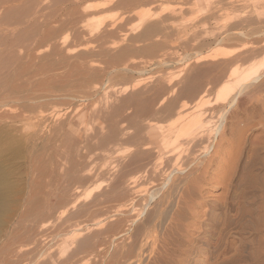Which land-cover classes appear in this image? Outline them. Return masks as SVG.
<instances>
[{
	"label": "bare ground",
	"instance_id": "1",
	"mask_svg": "<svg viewBox=\"0 0 264 264\" xmlns=\"http://www.w3.org/2000/svg\"><path fill=\"white\" fill-rule=\"evenodd\" d=\"M109 1L110 2L118 1L119 4L121 3L127 5H131L133 1H138V3H140L142 6H144V4L173 5V6L169 5L172 8L163 7V9L159 10L158 12L152 13L150 10H147L141 13L140 22H141L142 30L140 33L136 35V37L133 38V40H135V42L137 41L138 44L144 43L145 45L143 46V49L140 48V51L149 53V56L150 54H155L156 52L162 50L164 45L167 44L168 42L167 40L170 39L171 37H176L178 39L187 37L188 30L184 26L183 27L176 26L175 24L177 22L173 24V22L179 21V18L177 20V17H179L178 15H180L181 14L180 12H182V11L177 12L178 9L175 8H177L178 6L182 8L183 6L188 5L191 1L194 0H109ZM224 1H229L231 4L235 2V0H224ZM212 2L214 4L213 0ZM77 3L78 1L76 0H0V56L1 54L5 53L4 55H6V53H9V57L11 56L13 57L12 61L9 58L7 61L0 57V76L4 75V72L7 73L6 71L10 72V69L14 66L13 64L14 60L16 59L17 61V58L19 60L20 56L18 57L17 55L19 53L16 54L17 55L16 57V55H13V50L16 44L18 43V41L24 37L23 36L24 33L28 34L26 38L28 42L26 43L25 46H23L26 48V50H28L27 52L26 50H24L26 52L25 61L27 60L28 63H30V68H32L30 73L31 72L34 74L36 73V75H34L36 77L38 73L41 75V77L33 83L28 82L27 79L25 80L23 79L24 81L23 80L20 81V83L23 82L22 84H19L18 82H17L18 84H15L17 78L15 77L12 78L10 73H7V75H4V77L1 76L3 77V80L2 81L0 80V132L3 128H5L7 132L6 135H9V132H11V130L12 131L14 130L13 132L16 131L17 133L16 134L14 133L15 135L12 133L11 134L13 135V137L16 135L18 137V132H20L19 130L25 128V126L26 128H28L26 124L28 125L30 124L31 127L33 126L35 128L44 129V127L42 126L45 123L47 124V122L49 124V122L54 119L55 123L53 124V132L52 131L51 132L52 133L55 132V135H57V137L59 136V138H63L62 145L64 144V148L66 152L69 150L66 157H64V159L66 158L63 164L64 172L58 174L59 175L58 179H61L64 182H66L65 184H67L68 186L66 187L64 184H62L64 183L63 181L57 179L55 181L54 180L49 181L48 183H46L45 186L41 188L32 187L31 190H27L26 193H24V198L20 201V204L16 208L15 213L11 215L13 208L16 206V205L13 206L14 204L13 202L16 197V189L12 184L13 180L11 178L12 176L10 172L11 168L9 167V165L11 162H13V160H15L17 153L7 152L10 149V142L12 144V139L10 141L9 140L10 137L7 138L5 137V142L4 144L1 145H4L6 151L3 153L2 152L3 149L0 148L1 149L0 150V264H20L22 262V261L19 262L20 259L22 260V258L23 259L27 258L22 256H24V254L26 253L28 244L30 245L31 243V241L30 243L28 242V239L31 237L33 231H35L36 233L34 232V234L32 235L38 234V237L40 238L42 236L41 233L46 234V230L45 232H42L44 231L43 228L45 226L44 224L42 225L41 223L43 220L47 218L45 217L46 214L51 217L55 216L58 220H61L64 219L63 217H65V214H67V216L68 214L70 216H73V214L75 213L76 214L74 216H76L78 220L81 217L84 218L85 220L77 224V227L74 224L76 229L73 228L72 226H70V228L67 229L70 230L72 227V229L76 230L75 232L77 233V236L80 237L85 236V237H83L82 240L78 239L79 241H77V238H74L76 239L78 244L75 243L76 241H73L75 245L77 244V247L75 246L76 248L74 252L72 250L73 254L70 255L71 256V258L69 259L70 261H73L71 259H74L75 256L82 255L81 259L83 261L87 259V261L92 262L91 264H99L97 263L98 261L95 260L97 258L98 260L99 258L102 259L104 257L103 251H105L106 249L107 264H240L242 262H244L245 264H264V139H263L264 136V102L263 101L264 100H262L263 104L261 103L260 107L253 108V111H256L255 116L252 115L246 117H240V115L238 116L237 110L238 109L240 110L244 106V102H245L240 100V93L243 94L242 92L243 90L247 91V89H244L246 87L245 86L246 83H245V84H241V91L240 92L237 91L238 93L236 96L235 94L233 95L235 97L233 99H230L231 101L228 105L225 104L224 105L217 104V106L212 105L210 102H208V100H206L207 98L205 99L206 100L205 102L204 98L207 97L206 92L208 91V90L206 91V89H208L207 84L209 79H211V76H213V72L211 73V71L212 70L215 71V69L217 70L219 69L215 66V62H214V66L208 64L205 65V68L198 69L197 72L194 70L195 73L191 75L188 74V76L186 77V81L181 78L183 81H185L184 84L182 85H180V82L179 84H175L174 82L175 86L173 85V87L169 89L168 85L170 86L171 85L170 83L171 82L173 83V81L167 82V85L166 83L163 85H161L160 83L159 91L157 89L159 93H157L155 90V93H157L158 96L154 94L155 96L151 95V96H147L146 98L144 97V94L149 93V91H151L152 88L154 90L155 87L154 83L156 82V80L153 83L154 85L150 86L152 88H149V90L146 91L145 90L146 87L145 88L143 87L147 85V83H145L144 81L148 82L150 79L149 80L144 79V81H142L141 83L144 82L145 85L143 84L144 86L141 85L142 86L141 87L140 84H138V82L140 81H137L136 77L135 78L133 77L134 75L132 77L135 79V84L137 83L136 85L134 84V86L129 88L131 83L129 84V86L127 83V87L121 83L122 86H125V88L122 89L119 88L117 89L118 92L115 93H112L110 91L114 95H111V93H109L110 94L109 96L112 98L113 96L116 95L118 101L117 103H115L116 101L112 103V101H114L112 100L110 105L108 106L109 111H107V113L105 112L107 117H109V119H107L106 121L107 122L110 121V122H108L109 126L107 127L108 128L107 137L102 139L103 140L102 143L103 145L105 143L110 145L113 144L114 151L112 152L115 154L110 155L109 157L111 158V160H113L112 165L114 164V166L110 167L109 169H106L107 166H105L104 170L102 171V177L106 176L104 178L108 180L106 181L107 186L105 185L107 188L103 190L96 197L94 198L92 197L93 199L91 200L92 202L90 201V205L87 204L88 205L87 206L85 203L87 207L83 208L81 207L82 205L80 207L78 206L79 204H81V202H83L81 201L83 199L79 198L81 193L79 194L78 191L76 192L74 191L75 185L73 189L72 187L69 188V186H72L73 185L72 183L74 181L76 182V180L78 179L80 180L87 177H90L91 179L93 178L91 175H89L91 172L80 174L81 170L79 169L80 168L79 164L81 162L78 163L76 161L77 160L76 158L73 159V154L75 155V153L79 152L78 146L84 144V141L83 140L79 141L80 139H82V137L76 136L75 133L76 131L75 129L73 130V126L70 123L68 124L67 121L68 119L67 118H66L67 120L62 119V114L60 113L61 111L57 112L58 111L57 110L51 112L49 110L50 112H48L47 110L48 108L46 109L44 108V106L41 107L39 106L40 108L39 107L36 108L35 106L26 107L27 102L34 99H32L30 96L27 97L25 94L26 86L28 85L37 86V87L43 86L46 88L47 86H50V83L48 82L50 80L54 81L55 79L56 81L63 82L64 86L63 84L62 86L60 85L61 82L58 83L61 89L62 87L63 88L69 87L70 85L75 86V84H78V86L80 85L81 87L82 86L89 87V84H91L90 81L98 77L97 71H100L101 69L98 68V65H96L97 62L95 63L92 61V59L90 60V58H88L90 57L91 53L94 54V52L91 51L92 50L91 48L93 47L94 44H92V47L90 45L91 47L90 48L89 43L92 40H101L103 37H105L106 36L105 30L101 26H97L94 28L96 29V32L90 31L89 33H87L84 30L83 31L84 32L83 34L85 35L84 39L79 38L83 34L81 35L78 34V27L76 31L74 25L76 23L71 22L70 21L71 18L69 19V15H71L72 13H76L78 11L76 8ZM174 5L177 7H174ZM236 7L233 6L231 8H235V9L239 8ZM70 9L73 10L69 12ZM239 12L241 11L239 10ZM237 14H241V13H237ZM237 14L235 13L234 17H236L235 15ZM247 14L246 16H239V17L237 16L238 18L237 22L236 23L234 22V24L229 26V28H227L226 30L224 29L225 31L218 38L215 37L214 34L213 36L215 37V42L219 43L223 41L222 43H227L228 40H233V41L241 40L242 37L245 36V34L249 35V32L248 33L244 32L245 29L248 30L249 27L253 25H257L258 21L260 23L264 22L262 19L263 16L261 17L260 14H259L260 16L258 17L254 16L252 13L250 15ZM262 15L264 14L262 13ZM232 16L233 15H231V17ZM233 18H227V19L229 20ZM72 20L75 21V19ZM71 23L76 40L75 42H73L72 45L69 46L68 45L69 43L67 44V41L65 39H61L58 33L62 31L64 28L70 26ZM113 28L114 27H112V29ZM254 28H256V26ZM26 29L28 32L26 31ZM193 33L197 34V31ZM108 34H109V30H107V35ZM219 34L220 33H218V35ZM254 34H256V32ZM124 35L125 34H123V36ZM197 35L196 36L194 35L193 37L197 38ZM108 36L111 37V35ZM128 36L126 35L127 38ZM159 36L162 37L161 39H164L162 40V42H158L154 40V38L156 39L157 37H158L157 39H159ZM118 37H121V35ZM28 38H30V40ZM112 38L113 37H111V39ZM36 39H40V44L34 45ZM114 39L116 40L115 36ZM210 39L212 40V37ZM107 40H105L107 43V48L103 47V45L106 44L103 41H102L103 45L101 44L102 46L101 45L100 47L98 46L99 50H101V51L98 50L99 52H101V55H103V53H107L108 55L111 52L117 50L116 60H118V58H123L124 55H127L129 52H133L130 47L129 48L127 47L128 49L127 48L120 49L119 46H117L118 43L115 44L116 43L115 41L108 40L110 42H114V44H109ZM188 40L189 38L187 39V41ZM255 40L257 41L258 38ZM149 41L150 43L147 44V42ZM243 41L245 40L243 39ZM127 42H129L128 39ZM255 42L253 41V43ZM258 42H260V40L256 42L259 45ZM119 43H122V41ZM217 43L215 44L217 45ZM235 43L236 41H234V44ZM256 43L254 45H256ZM96 44L98 45V43ZM125 44L126 43H124V45ZM204 45L205 44H201L200 42L201 47ZM246 47H249L248 44L246 45ZM246 47H244L245 51H249L247 50ZM198 50L197 52H199ZM240 51H242V48H240ZM21 52L22 51H20V53ZM15 53L16 52H14V54ZM211 53L212 54L208 56L206 55L207 57H205L204 59L202 60L200 59L196 61V63L199 64L200 62L206 60L208 62L209 61L211 62V60H214L218 57L220 58L219 50ZM234 53L235 52H233V54ZM243 53H245L244 50ZM68 54L71 57L67 56ZM247 54L248 52L245 55L247 56ZM166 56L168 57L170 56V54ZM166 56L163 55V57ZM228 56L231 57V55ZM249 56H253V54L250 55L249 53L247 57ZM160 57L161 56H159L156 60L160 61L161 59ZM127 58L128 57H126V59ZM223 58L224 57H222V59ZM252 58L253 57L251 58L249 57V59ZM133 59L129 58V60H133ZM231 60L233 61L232 58ZM119 61L117 62L121 65ZM127 61L121 59L122 63L123 62L126 63ZM148 61L149 60H147V62ZM137 64L142 68L141 64L140 65L139 63ZM202 64H204V62L201 63V65ZM120 65L118 66L120 67ZM197 65L195 67H197ZM24 66H26V64ZM111 66H113V63L111 64ZM111 66L109 67L111 68ZM128 67L124 66V68L123 67L121 68H123V70L126 69L128 70ZM30 68L27 69L26 67L27 71H25L22 68L21 69L24 70L26 73H28ZM110 68H108V72L110 71ZM134 68L135 67H133L132 70H134ZM129 69L131 70L130 67ZM140 70H138V72ZM17 71L16 74L18 73ZM262 71L264 72V70ZM13 72L15 73V70ZM25 72L24 74L21 73L22 77L23 75L26 74ZM120 72L122 74V69L120 70ZM135 72L137 73V71H134V73ZM255 72H257V68L255 67V65L254 67L251 66V68L246 72V74L241 76L238 81L246 80L250 75L254 74ZM131 73L133 74V72ZM107 75H109V73ZM119 75L117 76L119 77ZM260 76H262L261 73ZM161 77L162 76H160V78ZM123 78L125 79V77ZM158 78L155 79L159 81ZM254 78L257 79L256 77ZM228 81L226 83H229ZM176 82L178 83V80ZM205 82L207 83L206 84L207 88L205 86ZM252 82L255 83L254 81ZM46 83H48V85L44 86ZM52 83L53 82H51V87H53ZM58 84L55 83L54 87L56 85L57 87H59ZM262 84H261V88L264 86V84L263 85ZM237 88L238 87L236 86L235 90H237ZM261 88L260 90L262 91ZM94 89L96 88L91 87V89H89L88 91L91 92V90ZM169 90L174 95L177 93L176 95L177 97H179V95L181 94L180 96H182V98L179 97V99L181 100L177 101L176 99L175 100L176 102L178 103L179 101L183 102L184 100L183 97L187 95L188 97L191 98V100L187 97L190 100L189 101L186 98V96L185 98L190 103L186 102L187 100L186 101L184 100L185 103L181 102V104L180 103L178 104L175 101H173L174 99L171 100L169 97H172L173 95L169 97L168 95H166V93H168ZM256 90L258 92H261L258 89ZM231 91H232V86L230 84L225 85L222 88L220 94L218 95V99L221 100L226 99ZM257 91H253V92H257ZM162 92L163 94L159 95ZM71 93L72 92H70V94ZM249 95L252 96L251 94H248L247 97ZM114 98L115 97H113V99ZM103 102H105V99ZM97 104L100 103L98 102ZM105 104L106 103H104V105ZM254 104L252 106H255ZM92 105L93 104H91V107ZM76 106L79 108L77 104ZM81 106L82 105H80V108ZM105 106L104 107L102 106V108L100 109L97 107L96 108L97 110L98 109L103 110V108L105 110ZM246 108H248V106ZM76 109L74 108V110ZM93 109L92 112L94 111ZM71 110L72 109H70V111ZM74 110L72 114L76 112ZM82 111L84 112L85 110L83 109ZM244 111L247 112L246 110ZM244 111L242 112L241 110L242 113H245ZM66 112L65 114H67ZM105 113L103 112L102 116H104ZM83 114H84L83 118L81 119L84 121L85 119L84 117H86L85 115L86 112ZM94 114H98V113L94 112ZM94 114L92 117H97L94 116ZM90 115L88 116L90 117ZM92 117L90 120H92ZM117 117H121V119L117 120L118 119ZM71 119L72 118H70L69 120ZM96 119L93 118L95 122ZM101 119L103 120V118L99 119L102 122ZM85 120H87V117ZM101 122H99V124ZM107 122L105 123L103 122V123L107 125L108 124ZM121 122H124L125 124L121 125ZM160 122H164V123L160 124ZM97 123H95V125ZM46 124L44 125L45 129H46ZM91 124L93 123L91 122ZM84 125L86 126L85 123ZM83 130L84 129L82 128L81 133L83 132ZM259 130H261V132L263 133L259 134L258 133ZM31 131L34 133H32ZM85 131H87V129ZM94 131L96 133L97 131L100 134L102 133V129L99 128L98 126L95 127ZM30 132L32 134L26 135V137L28 138L27 139L25 138L26 140H24V142L27 141L29 138H30L29 141H31V138L36 136L35 130H30L29 133ZM90 132L91 131H89V133ZM89 133L88 136L90 135ZM95 137H97V134ZM21 138L19 139L21 141L17 139L19 141L17 143L23 141ZM96 139L98 140V138ZM13 143L16 144L15 141ZM20 144L23 147V144L25 143L23 144L20 143ZM124 144L127 145V148L126 149L123 148L122 150L124 149L125 150L124 152L122 151L123 154L120 155L117 152L121 153L119 149ZM44 146L42 149H47L48 145L45 146V148ZM103 151L106 153L109 150L108 151L103 150ZM51 153L50 156L52 155ZM60 155L62 156V154ZM79 158L82 157L79 156ZM56 166L58 165L56 164ZM102 177L100 176L101 179H104ZM68 181L69 182L71 181L72 185L68 184L69 183ZM210 188L222 189L219 198H216V196L210 193L211 191ZM70 189L74 191V195L72 199L68 197L70 196L68 194ZM71 193L72 191L70 192V194ZM85 199L84 201L88 200ZM87 202L89 203V201ZM65 220H70V217L69 219L68 217L65 218ZM47 222L48 221H46V225L49 224ZM51 222H52L51 225H53L54 223L52 220ZM65 222L66 221H64V223ZM75 222L77 221L75 220ZM72 223L73 222H71L70 224ZM62 224L60 221L61 226ZM54 226L56 225L54 224ZM48 227H46V229H48ZM51 227L53 228V226ZM57 227L54 228H56L58 231L60 228L58 225ZM86 230L88 232L89 230L90 232L92 231L89 234V236L87 235L88 233L86 235L84 234ZM57 231L54 233L55 234L54 236H56ZM65 231L67 230L65 229ZM47 232L49 233V230H47ZM27 234H29V236ZM49 235L51 237L53 234L52 235L49 234ZM44 236L45 235H43V237ZM62 236L60 238H62ZM103 236L105 237V239L97 240ZM67 239L65 240L67 241ZM72 240L70 242H72ZM57 241H61V239L60 240L56 239V242ZM57 243L59 246V242ZM49 245L47 246L48 249H49ZM37 247H38V243L36 248ZM33 248L34 250H36L35 247ZM71 248L73 249L72 246ZM48 249L45 251L46 253ZM52 251L53 250H51V252ZM56 253H58V251ZM55 254L52 255L54 256ZM52 255L39 264H64V260H65L64 258H63L64 260H62L63 262L61 261L59 262L61 257L59 258V260H55L56 256L53 258ZM35 258L36 257H34V259ZM103 259L105 260V258ZM104 260L101 261L102 264H106ZM84 263L85 261L82 264Z\"/></svg>",
	"mask_w": 264,
	"mask_h": 264
},
{
	"label": "rangeland",
	"instance_id": "2",
	"mask_svg": "<svg viewBox=\"0 0 264 264\" xmlns=\"http://www.w3.org/2000/svg\"><path fill=\"white\" fill-rule=\"evenodd\" d=\"M76 1H78V3L76 4V8H77V12L76 13H72L71 15H69V19H70V21L71 22H73V23H76V24H74L75 25V29H76V31H77V27H78V34H83L84 32V30L87 32V33H89L90 31H92V32H96V29H94L95 27H97V26H101L102 28H104V30H105V35L106 36H108V35H111V37H113L112 39H111V37L110 36H108V37H103L101 40H92L90 43H89V47H90V45H91V47H92V44H94L93 45V47H96V48H91L92 50V52H94V54L93 53H91L90 54V57H88V58H90V60L92 59V61L93 62H97V63H99V64H97L96 63V65H98V68H100L101 70L100 71H97L98 73H97V78H95V79H93V80H91L90 81V83L91 84H89V87H84V86H78V84H75V86L74 85H70L69 87H62V89L60 88V85L62 86V84H63V82H61V81H56L55 79H54V81H52V80H50L51 82H53L52 84V86L53 87H51V82L49 81H47L48 83H50V86H47L46 88L45 87H43V86H39V87H37V86H32V85H28V86H26V90H25V94H26V96L27 97H31L32 99H34V100H30V101H28L27 102V106L26 107H28V106H35L36 108L37 107H41V106H44V108H48L47 110H48V112H52V111H57V112H60L61 114H62V119L64 120H67L68 121V124L70 123L72 126H73V130L75 129V133H76V136L77 137H79V136H81L82 137V139H80L79 141H84V144H78V145H81V146H78L79 148H78V150H79V152L78 153H75V155L73 154V159L74 158H76L77 160V162L78 163H80L79 165H80V170H81V172H80V174H85V173H90L89 175H91L93 178L91 179L90 177H87V178H84V179H78V180H76V182L74 181L73 183L70 181H68L67 183L68 184H70V185H72V186H69V188H71L72 187V189L74 188V185H75V188H74V191L76 192V191H78L79 192V194H80V196H79V198L80 199H83V200H81V201H83V202H81V204H79L78 206L80 207L81 205V207H87L88 205H90V201L94 198V197H96L97 195H99L103 190H105L107 187V182L106 181H108V180H106V178H104V177H106V176H104V177H102V171L104 170V168H105V166H107V168L106 169H109L110 167H112V166H114V164L112 165V161L113 160H111V158L109 157L110 155H113V154H115V153H113L112 151H114V146H113V144H107V143H105L104 145H103V143H102V139H104V138H106L107 137V132H108V126H109V123L108 122H110V121H106L107 119H109V117H107V115H106V113H107V111H109V108H108V106L110 105V103H111V101L112 100H114V101H112V103H114L115 101V103H117V101H118V98H116V95L115 96H113V97H115L116 98V100H115V98L113 99V97L111 98L109 95V93H115V92H118V90L117 89H122V88H125V86L127 87V83H128V86H129V84L131 83V85L129 86V88H131L132 86H134V84H135V77H136V80L137 81H140V82H138V84H140V86L142 85V86H144L145 85V83H147V85H145L143 88H145V90L147 91V90H149V88H152V87H150V86H152V85H154L153 87H154V90H153V88L151 89V91H149V93H145L144 94V97L146 98L147 96H155L154 94H156L157 96H158V94L157 93H159L158 91H159V85H160V83H161V85H163V84H165L166 83V85H167V82H171V81H173V83L171 82L170 84V86L168 85V87H169V89L171 88V87H173V85H174V82H175V84H179V82H180V85H182V84H184V82L186 81V77L188 76V74L189 75H191V74H193V73H195V71L197 72L198 71V69H201V68H205V65H213L214 66V62H215V66L217 67V68H219L218 70L217 69H215V71L214 70H212L211 71V73L213 72V76H211V79H209V81H211V82H209L208 80V84L205 82V86H206V88H207V85H208V89H206V95H207V97H205L204 98V101L206 102V100H208V102H210L212 105H216L217 106V104L218 105H228L229 103H230V99H233L236 95H237V91H241V84H245L246 83V87H248V88H244V89H247V91H245V90H243L242 92H243V94H241L240 93V100H242L243 102H244V106L242 107L244 110H246L247 112H245L242 108L238 111L237 110V114H238V116L240 115V117H246V116H255V113H256V111H253V108H255V107H260L261 106V103L263 104V102H262V100H264V86L261 88V84L263 83L264 84V72L262 71V70H264V48H262V47H264V33H263V26H264V22H262L263 23V26H262V23H260L259 21L257 22L258 24V26L257 25H253V26H251V27H249L248 28V30L247 29H245V33H248L249 32V35L248 34H245V36H243L242 37V41L241 40H234V41H236V43L234 44V41L233 40H228V44L227 43H222V42H219V43H217V42H215V37H219L227 28H229V26H231V25H233L234 24V22L236 23L237 22V20H238V18H237V16L239 17V16H246V14L247 13H249V14H247V15H250L251 13L254 15V16H256V17H258V16H260L261 15V17H262V19H263V21H264V15H262V13L264 14V0H235V2L234 3H230L229 1H224V0H213L214 1V4H213V2H212V0H197V1H191L188 5H186V6H183L182 8L180 7V6H175L174 5V7H177V8H175V9H178V11L177 12H179V11H182V12H180L179 14L181 15H178L179 17H177V20H178V18H179V21H175V22H173V24L174 23H176L175 25L176 26H179V27H185L188 31H187V37L189 38V40L187 41V37H185V38H176V37H171L170 39H168L166 42H167V44L166 45H169V46H166V45H164V47L162 48V50H160V51H158V52H156L155 54H150V56H149V53H145V52H141L140 51V48H142L143 49V46L145 45L144 43H139L138 44V42L136 41L135 42V40H133V38L134 37H136V35L138 34V33H140L141 32V30H142V27H141V22H140V16H141V13L143 12V11H147V10H150L152 13H154V12H158L159 10H161V9H163V7L165 8H167V7H170V6H173V5H171V4H165V5H162V4H151V5H145L144 4V6H142L140 3H138V1H133L132 3H131V5H127V4H119V2L118 1H112V2H110L109 0H76ZM217 2V3H216ZM229 2V3H228ZM218 4V5H217ZM224 4V5H223ZM170 5V6H169ZM63 6H65V5H63ZM146 6V7H145ZM239 7V8H237V9H239L241 12H239V10H237V9H235V8H231V7ZM185 7V8H184ZM216 7V8H215ZM241 7V8H240ZM170 8H172V7H170ZM180 8V9H179ZM230 8V9H229ZM99 9V10H98ZM182 9V10H181ZM256 9V10H255ZM73 9H70L69 10V12H71ZM184 10V11H183ZM232 10V11H231ZM238 12H237V11ZM253 12H252V11ZM249 11V12H248ZM79 12V13H78ZM90 12V13H89ZM243 12H246V13H243ZM183 13V14H182ZM232 13H241V14H244V15H241V14H237V15H235L236 17H234V14H232ZM89 16H88V15ZM96 14V15H95ZM260 14V15H259ZM75 15V16H74ZM78 15H79V17H78ZM228 15H229V17H228ZM231 15H233L232 17H231ZM75 17H77V18H75ZM234 17V18H233ZM79 18V19H78ZM227 18H233V19H227ZM72 19H75V21L74 20H72ZM76 19H77V21H76ZM236 20V21H235ZM80 21V22H79ZM98 21V22H97ZM230 21V22H229ZM101 22H103V23H101ZM105 23V24H104ZM116 23V24H115ZM229 23H231V24H229ZM80 24H81V26H80ZM119 24V25H118ZM170 24H171V22H170ZM169 24V25H170ZM179 24V25H178ZM229 24V25H228ZM260 24H261V27L263 28H261L260 27ZM72 23L70 24V26H68V27H66V28H64L62 31H60L58 34H59V36H60V38L61 39H65L66 41H67V44L70 46V45H72L73 44V42H75V40H76V38H75V34H74V30H73V28H72ZM111 25V26H110ZM227 25V26H226ZM186 26H188V27H186ZM226 26V27H225ZM256 26V28H254ZM26 27V26H25ZM105 27H107V28H105ZM112 27H114L113 29H112ZM27 28V27H26ZM110 28V29H109ZM192 28V29H191ZM251 28V29H250ZM259 29V31L261 32H259L258 31V29ZM261 28V29H260ZM29 29V28H28ZM81 29V30H80ZM114 30V29H116V30H114V31H112V30ZM225 29V30H224ZM250 29V30H249ZM107 30H109V34L107 35ZM191 32H190V31ZM254 30V31H253ZM256 30V31H255ZM263 30V31H262ZM26 31H27V29H26ZM112 33H111V32ZM197 31V34L195 33H193V32H196ZM221 31V32H220ZM28 32V31H27ZM82 32V33H81ZM116 32V33H115ZM252 32V33H251ZM256 32V34H254V33ZM115 33V34H114ZM191 33H193V34H191ZM216 33H217V35H216ZM218 33H220L219 35H218ZM263 33V34H262ZM123 34H125L124 36H123ZM215 34V35H214ZM252 34H253V36H252ZM259 34H261V35H259ZM27 35L28 34H23V38L21 39V40H19L18 41V43L16 44V46L14 47V50H13V55H16L17 53H19V54H17L18 55V57H19V60H18V58H17V61H16V59L14 60V62H13V64H14V66L10 69V72H8V71H6L7 73H10V75H11V77L12 78H17V80L15 81V84H22V83H20V81L21 80H25V79H27L28 80V82H31V83H33V82H35V81H37L40 77H41V75L38 73L37 74V77L36 76H34V75H36V73L34 74V73H30V71H31V69L32 68H30V63H28V61L26 62L25 61V54H26V52L28 51V50H26V48L25 47H23V46H25L26 45V43L28 42V40L26 39L27 38ZM79 35V36H80ZM121 35V37H118V36H120ZM126 35L128 36V38L126 37ZM196 36L197 35V38L196 37H193V36ZM201 35V36H200ZM215 37H214V36ZM248 35V36H247ZM84 34L83 35H81L79 38H81V39H84ZM114 36H115V38H116V40L114 39ZM117 36V37H116ZM123 36V37H122ZM133 36V37H132ZM200 36V37H199ZM203 36V37H202ZM204 36H205V38H204ZM208 36V37H207ZM256 38H255V37ZM262 36V37H261ZM131 37V38H130ZM194 39H193V38ZM212 37V40L210 39ZM245 37H246V39H245ZM248 37V38H247ZM259 37H261V38H259ZM25 38V39H24ZM121 38V39H120ZM128 39V41L129 42H127V39ZM158 38V37H157ZM155 39L154 38V40H156V41H158V42H162V40H164V39H161L162 37L161 36H159V39ZM202 38H203V41H202ZM216 38V39H217ZM258 38V40H260V42H258L259 43V45L256 43L257 41L255 40V39H257ZM24 39V40H23ZM29 40H30V38H28ZM110 40V41H115L116 43L115 44H117V46H119V48L121 49H126L127 47L129 48H131V50L133 51V52H129L127 55H124V57L123 58H118V60H116V55H117V50H115V51H113V52H111V53H113V54H108L107 55V53H103V55H101V52H99V51H101V50H99V48H98V46L100 47V45L102 44L103 45V42H105L106 43V41L105 40ZM185 39V40H184ZM197 40V42H196V40ZM200 39V40H199ZM243 39L246 41H243ZM248 39V40H247ZM27 40V41H26ZM107 40V41H108ZM184 40V41H183ZM194 40V41H193ZM199 40V41H198ZM207 40V41H206ZM251 40H253L255 43H256V45H254L255 43H253V41H251ZM21 41V42H20ZM103 41V42H102ZM110 41H108V43L109 44H114V42H110ZM121 42L122 41V43H119V42ZM133 43H132V42ZM185 41H187V42H185ZM224 41V42H225ZM230 41H232V42H230ZM238 41V42H237ZM241 41V42H240ZM20 42V43H19ZM71 42V43H70ZM100 42H102V43H100ZM182 42H185V43H182ZM198 44H196V43ZM200 42H201V44H205L204 46H200ZM212 42V43H211ZM217 43V45L215 44V43ZM249 42V43H248ZM96 43H98V45L96 44ZM104 43V44H105ZM124 43H126L125 45H124ZM130 43H132V44H130ZM148 43H150V41L149 42H147V44ZM188 43V44H187ZM210 43V44H209ZM232 43V44H231ZM242 43V44H241ZM251 43H253V44H251ZM261 43H263V44H261ZM38 45V44H40V39H36L35 40V43H34V45ZM96 44V45H95ZM120 44V45H119ZM122 44V45H121ZM130 44V45H129ZM248 44V46L249 47H246V45ZM101 45V46H102ZM135 45H136V47H135ZM142 45V46H141ZM206 45H207V47H206ZM211 45V46H210ZM246 47L247 48V50H249V51H245V48L243 47ZM263 45V46H262ZM123 46V47H122ZM140 46V47H139ZM250 46H251V48H250ZM258 46V47H257ZM103 47L104 48H107V43L105 44V45H103ZM134 47V48H133ZM139 48V51H138V48ZM192 47V48H191ZM198 47H199V50H198ZM16 48H17V50H16ZM127 48V49H128ZM164 48H165V50H164ZM168 48H169V50H168ZM170 48H171V50H170ZM191 48V49H190ZM196 48H197V50L200 52V54H199V52H197V50H196ZM236 48H237V50H238V52H237V50H236ZM240 48H242V51H240ZM256 48H257V50H256ZM259 48H260V50H259ZM101 49V48H100ZM24 50H26V52L24 51ZM99 50V51H98ZM137 50V51H136ZM202 50V51H201ZM220 51V58L218 57V58H216V59H214V60H211V62L209 61H203L204 62V64H202L201 65V63H203V62H200L199 64L198 63H196V61H198V60H202V59H204L205 57H207L208 55H210V54H212L211 52H214V51ZM224 50V51H223ZM232 50V51H231ZM234 50H236V51H234ZM243 50H244V52L245 53H243ZM20 51H22L21 53H20ZM96 51H98V52H96ZM196 51V52H195ZM231 51V52H230ZM14 52H16L15 54H14ZM96 52V53H95ZM168 52V53H167ZM170 52V53H169ZM195 52V53H194ZM203 52V53H202ZM233 52H235L234 54L236 55H234L233 54ZM248 52V54L250 53V55H252L253 54V56H249L250 58L251 57H256V58H252V59H249V57H247L248 56V54H247V56L245 55L246 53ZM116 53V54H115ZM133 53V54H132ZM167 53V54H166ZM221 53H223V54H221ZM232 53V54H231ZM252 53V54H251ZM254 53H255V55H254ZM5 54V53H4ZM4 54H1V58H3L4 60H7L8 61V58L12 61V59H13V57L11 58V57H9V53H6V55H4ZM93 54V55H92ZM95 54H97V55H95ZM114 54H115V56H114ZM130 54V55H129ZM161 54H163V55H168V54H170V56H166V57H163V55H161ZM197 56H196V55ZM3 55V56H2ZM17 55H16V57H17ZM22 55V56H21ZM101 55V56H100ZM104 55H105V57H104ZM113 55V56H112ZM132 55V56H131ZM154 55V56H153ZM161 56L159 59H160V61L159 60H156L159 56ZM194 55H195V57L197 58H195L194 57ZM200 55V56H199ZM202 55V56H201ZM207 55V56H206ZM224 55V56H223ZM228 55H231V57L230 56H228ZM6 56V57H5ZM67 56H69V54L67 55ZM111 56V57H110ZM151 56H153V57H151ZM199 56V57H198ZM224 57L223 59H222V57ZM229 57V58H227V57ZM242 56V57H241ZM69 57H71V56H69ZM93 57V58H92ZM115 57V58H114ZM126 57H128L127 59H126ZM156 57V58H155ZM226 57V58H225ZM240 57V58H239ZM7 58V59H6ZM102 58H104V59H102ZM109 58V59H108ZM129 58L130 59H133V60H129ZM151 58V59H150ZM194 58V59H193ZM231 58L233 59V61L231 60ZM236 58V59H235ZM247 58V59H246ZM21 59V60H20ZM121 59L122 60H124V61H127V60H129V61H127L126 63H122L121 62ZM154 61H153V60ZM165 59V60H164ZM218 59V60H217ZM226 59V60H225ZM115 60H116V62L117 61H119L120 63H121V65L118 63H116L115 62ZM147 60H152V61H148L147 62ZM159 61V62H156V61ZM25 61V62H24ZM114 61V62H113ZM141 61V62H140ZM146 61V62H145ZM20 62V63H19ZM24 62V63H23ZM38 62V61H37ZM109 62V63H108ZM129 62V63H128ZM136 62V63H135ZM195 62V63H194ZM208 62V63H207ZM213 62V63H212ZM220 62V63H219ZM223 62H224V64H223ZM20 65H19V64ZM100 63H101V66H100ZM113 63V66H111V64ZM116 63V64H115ZM138 66V64L137 63H139V65L141 64V66H142V68L140 67V66H136L135 64ZM153 63V64H152ZM158 63H160V64H158ZM211 63V64H210ZM218 63V64H217ZM12 64V65H13ZM22 64V65H21ZM26 64V66H24ZM28 64H29V66H28ZM129 64V65H128ZM148 64H150V65H148ZM156 64V65H155ZM192 64V65H191ZM200 66H198V65ZM117 67H116V66ZM118 65H120V67L118 66ZM122 65H124L125 67H130L131 68V70L129 69V67H128V70L126 69V70H123V68H124V66H122ZM132 65V66H131ZM191 65V66H190ZM197 65V67H195ZM204 65V66H203ZM221 65H222V67H221ZM228 65V66H227ZM230 65V66H229ZM254 65H255V67L257 68V72H255L254 74H252V75H250L246 80H243V81H238L239 79H240V77L241 76H243V75H245L246 74V72L251 68V66L252 67H254ZM257 65V66H256ZM18 66H19V68H18ZM107 66H108V68H110L109 66H111V68L113 69H111L110 68V71L112 72H108V68H107ZM115 66V67H114ZM189 66V67H188ZM26 67H27V69H29L30 68V70L28 71V73H26L25 71H27V69H26ZM119 67V68H118ZM121 67H123V68H121ZM133 67H135L134 68V70H132L133 69ZM144 67V68H143ZM188 67V68H187ZM191 67V68H190ZM206 67H208V66H206ZM212 67V66H211ZM221 67V68H220ZM18 69V71H17V69ZM24 69V70H22V69ZM138 68H140V69H142V70H140V69H138ZM187 68V69H186ZM195 68V69H194ZM21 69V70H20ZM106 69V70H105ZM115 69V70H114ZM122 69V74H121V72H120V70ZM214 69V68H213ZM15 70V73L13 72ZM104 70V71H103ZM138 70H140L139 72H138ZM188 70V71H187ZM190 70H192V71H190ZM195 70V71H194ZM217 70V71H216ZM5 71V70H4ZM16 71L19 73H17L16 74ZM22 71V72H21ZM103 71V72H102ZM134 71H137V73L135 72L134 73ZM194 71V72H193ZM24 72L26 73L25 75H23V77H22V74L21 73H23L24 74ZM102 73V74H100V73ZM109 73V75H107L108 73ZM115 72H117V73H119V74H121V75H119V74H117V73H115ZM123 72H125V73H123ZM129 72V73H128ZM131 72H133V74L131 73ZM185 72V73H184ZM188 72V73H187ZM215 72V73H214ZM7 73H5L4 72V75H7ZM104 73V74H103ZM131 73V74H130ZM260 73H261V75L262 76H260ZM100 74V75H99ZM113 74V75H112ZM116 74V75H115ZM4 75H1V76H3L4 77ZM20 75H21V77H20ZM117 75H119V77L117 76ZM134 75V76H133ZM165 75V76H164ZM186 75V76H185ZM254 75V76H253ZM0 76V80L2 81L3 80V77H1ZM18 76V77H17ZM115 76V77H114ZM125 77V79L122 77ZM127 76V77H126ZM134 78H133V77ZM160 76H162L161 78H160ZM167 76V77H166ZM216 76V77H215ZM259 76V77H258ZM117 77V78H116ZM133 79H132V78ZM159 77V78H158ZM167 79H166V78ZM254 77H256L257 79H255ZM262 79H261V78ZM21 78V79H20ZM129 78V79H128ZM133 80H131V79ZM154 78V79H153ZM155 78H158V80L159 81H157V79H155ZM163 78V79H162ZM171 78H172V80H171ZM183 80H185V81H183ZM253 80H252V79ZM20 79V80H19ZM141 79H143V80H141ZM144 79L145 80H149L148 82L147 81H144ZM178 80V83L176 82L177 80ZM256 81L255 83H253L252 81ZM261 79V80H260ZM19 80V81H18ZM23 80V81H24ZM49 80V79H48ZM126 80V81H125ZM155 80H156V82H155ZM169 80V81H168ZM175 80V81H174ZM229 80V81H228ZM236 80V81H235ZM263 80V81H262ZM142 81H144L143 83H141ZM162 81V82H161ZM182 81V82H181ZM229 82V83H226V82ZM232 81V82H231ZM18 82V83H17ZM61 82V84L59 85L58 83H60ZM125 82H126V84H125ZM155 82V83H154ZM158 82H159V84H158ZM251 82V83H250ZM262 82V83H261ZM48 83H46L44 86H46V85H48ZM58 84V86L59 87H57V85L54 87V84ZM124 84L125 86H122V84ZM149 83H151V84H149ZM154 83V84H153ZM261 83V84H260ZM137 84V83H136ZM135 84V85H136ZM144 84V85H143ZM149 84V85H148ZM207 84V85H206ZM227 84H230L231 86H232V91L230 92V94H229V96L226 98V99H218V95L220 94V92H221V90H222V88L225 86V85H227ZM239 84V85H238ZM262 84V85H263ZM12 85H13V83H12ZM247 85H249V86H247ZM63 86H64V84H63ZM66 86V85H65ZM108 86V87H107ZM118 86V87H117ZM141 86V87H142ZM157 86V87H156ZM175 86V85H174ZM236 86L238 87L237 88V90H235V88H236ZM260 86V87H259ZM49 87V88H48ZM91 87H95L96 89H94V90H96V91H94V90H91V92H89L88 90L89 89H91ZM140 87V88H141ZM252 87V88H251ZM156 88V89H155ZM254 88V89H253ZM258 89L259 91H261L260 90V88L262 89V91L261 92H258L256 89ZM142 89V88H141ZM157 89H158V91H157ZM71 90V91H70ZM117 90V91H116ZM155 90H156V92L157 93H155ZM27 91V92H26ZM72 92L71 94H70V92ZM111 91V92H110ZM245 91V92H244ZM253 91H257V92H253ZM88 92H89V94H88ZM95 92V93H94ZM100 92V93H99ZM252 92V93H251ZM91 93V94H90ZM111 93V95H114V94H112ZM246 93V94H245ZM255 95H254V94ZM68 94H70V95H68ZM86 94H87V96H86ZM107 95V96H105V95ZM147 94V95H146ZM163 94V92L161 93V94H159V95H162ZM235 94V96H233ZM248 94H253L252 96H248L247 97V95ZM66 95V96H65ZM90 97H89V96ZM92 95V96H91ZM166 95H168V97L169 96H172V97H169L171 100H173V101H175L176 99H177V101L178 100H181V99H179V97H181L182 98V96H180L179 94V97H177L176 95H177V93L174 95V94H172L171 93V91L169 90L168 91V93H166ZM205 95V96H206ZM242 95H243V97H242ZM118 96V95H117ZM183 96H184V94H183ZM186 96V98L188 97L187 95H185ZM185 96L183 97V99L186 101L188 98L191 100V98L190 97H188L187 99L185 98ZM230 96H233V97H230ZM86 97H87V99H86ZM106 97V98H105ZM120 97V96H119ZM259 97H261V98H259ZM89 98V99H88ZM105 99V102H103L104 101V99ZM121 98V97H120ZM119 98V99H120ZM207 98V99H206ZM248 98H250V99H248ZM83 99V100H82ZM102 101H101V100ZM107 99V100H106ZM182 99V100H183ZM188 99V100H189ZM206 99V100H205ZM244 99V100H243ZM44 100H46V101H44ZM86 100V101H85ZM88 100V101H87ZM183 100V102L185 103V101ZM186 101V102H189V101ZM228 100V101H227ZM248 100V101H247ZM44 101V102H43ZM79 101V102H78ZM85 101V102H84ZM90 101V102H89ZM101 101V102H100ZM110 101V102H109ZM81 102V103H80ZM88 102H89V104H88ZM100 103V104H97V103ZM176 102V101H175ZM181 102L182 101H179V103L181 104ZM182 102V103H183ZM191 102H193V101H191ZM220 102V103H219ZM249 102V103H248ZM259 102V103H258ZM104 103H106L105 105H107V106H105L104 105ZM176 103H178V102H176ZM178 103V104H179ZM190 103V102H189ZM248 103V104H247ZM254 103H256V104H254ZM76 104L79 106V108L76 106ZM91 104H95L94 106L92 105V107L94 108H92L91 107ZM247 104V105H246ZM255 105V106H252V105ZM80 105H84L83 107L81 106V108H80ZM88 105V106H87ZM101 106V107H100ZM102 106L104 107L105 106V110H104V108H103V110L101 109V110H99L100 108H102ZM248 106V108H246ZM252 106V107H251ZM39 107V108H40ZM76 107H77V109H76ZM89 107V108H88ZM99 108L98 110H97V108ZM252 109H251V108ZM74 108L76 109V110H74ZM86 108H87V110H89V111H87L86 110ZM94 110L93 112H92V109ZM95 108H96V110H95ZM56 109V110H55ZM59 109H61V110H59ZM69 109V110H68ZM70 109H72L71 111H70ZM85 110L84 112L82 111V110ZM50 110V111H49ZM65 110V111H64ZM73 110L74 111H76V112H74V114H72L73 113ZM241 110H242V112L244 111L245 113H242L241 112ZM64 111V112H63ZM67 111V112H66ZM90 111H91V113H90ZM100 111V112H99ZM63 112V113H62ZM65 112L67 113V114H65ZM85 113L86 112V117H87V120H85L86 119V117H84L85 119H84V121L81 119V118H83V113ZM89 112V113H88ZM94 112H97L98 114H94ZM103 112L105 113L104 114V116H102V114H103ZM253 112H254V114H253ZM55 113V112H54ZM78 113V114H77ZM87 113H88V115H90V114H92V115H90V117L87 115ZM93 114H94V116H97V117H92L93 116ZM244 114V115H243ZM247 114V115H246ZM79 119V121H81L82 122V124H81V122H79L78 121V119L75 117V116ZM79 117H78V116ZM99 115H100V117H99ZM67 116V117H66ZM70 116H72V117H70ZM64 117V118H63ZM72 118L71 120H69L70 118ZM75 117V118H74ZM91 117H92V120H90L91 119ZM99 117V118H98ZM104 117H105V119H104ZM67 118V119H66ZM89 118V119H88ZM93 118H97L98 119V121H97V119H96V122H95V120H93ZM100 118H103V120H102V122L99 120ZM118 119L117 120H120L121 119V117H117ZM79 122H77V121ZM76 121V122H75ZM94 124H91V122ZM97 123L96 125H95V123ZM99 122H101L102 123V125H101V123L99 124ZM105 122H107L108 124L106 125V124H104ZM157 122H159V121H157ZM55 122H54V119L53 120H51L50 122H49V124H48V122H47V124H46V129H45V124L42 126V127H44V129L43 128H41V129H39V128H35V127H31L30 126V124L28 125V124H26L27 126H28V128H26V126H25V128H23V129H21V130H19L20 132H18V137H17V135L16 136H14L13 137V135L12 134H16L17 132L15 131V132H13L12 130H11V132H9V135H6L7 134V132H6V129L5 128H3L2 130H1V134H0V148L1 149H3V153L6 151V149H5V147H4V145H1V144H4V142H5V137L7 138V137H10V141H11V139H12V144H11V142H10V149L7 151V152H9V153H17L16 154V157H15V160H13V162H11L10 163V165H9V167L11 168L10 169V172H11V178H12V180H13V182H12V184H13V186L15 187V189H16V197H15V200H14V204H13V206L14 205H16L14 208H13V210H12V212H11V215L13 214V213H15V210H16V208L19 206V204H20V201L24 198V193H26V191L27 190H31V188L33 187V188H41V187H43V186H45L46 185V183H48L49 181H55V180H57L58 179V174H61V172L63 173L64 172V166H63V164H64V162H65V159H64V157H66V155H67V153L69 152V150L66 152V150H65V148H64V144L62 145V140H63V138H59V136L57 137V135H55V132L54 133H52L53 132V124H54ZM84 123L86 124V126H87V124H88V126L86 127L85 125H84ZM123 123V124H122ZM163 124L164 122H160V124ZM79 126H77V125ZM99 124V125H98ZM125 123L124 122H121V125H124ZM166 124V123H165ZM120 125V126H121ZM91 128H90V127ZM99 127V128H101L102 129V133L100 134V133H98V131H97V133L94 131L95 130V127ZM85 127H86V129H87V131H85L86 129H85ZM51 128H52V130H51ZM78 128V129H77ZM82 128L84 129L83 130V132L81 133V130H82ZM37 129V130H36ZM77 129V130H76ZM93 129V130H92ZM106 129V130H105ZM30 130H35V133H36V136H34L33 138H31V141H29L30 140V138L27 140V141H25L24 142V140H26L28 137H26V135H28V134H32V133H34V132H30L29 133V131ZM49 130H50V132H49ZM79 130V131H78ZM40 133H38V132ZM48 131V132H47ZM52 131V132H51ZM89 131H91L90 133H89ZM94 134H93V133ZM3 133V134H2ZM12 133V134H11ZM20 133V134H19ZM51 133V134H50ZM88 133L90 134L89 136H88ZM259 134L261 133H263V132H261V130H259V132H258ZM5 134V135H4ZM14 134V135H15ZM53 134V135H52ZM57 134V133H56ZM85 136H84V135ZM96 134H97V137H95L96 136ZM24 135H25V137H24ZM43 135V136H42ZM91 135H93V136H91ZM12 136V137H11ZM20 136V137H19ZM47 136V137H46ZM22 137V138H21ZM36 137V138H35ZM39 139H38V138ZM16 138V139H15ZM22 139L23 141L22 142H20V143H25V144H23V147H22V145L20 144V143H17V142H19V141H21V140H19V139ZM24 138V139H23ZM26 138V139H25ZM48 138H50V139H48ZM96 138H98V140L96 139ZM19 141H18V140ZM60 141H58V140ZM79 139V138H78ZM88 139H89V141H88ZM96 139V140H95ZM263 139H264V136H263ZM16 142V144H14L13 142L14 141ZM17 140V141H16ZM34 140V141H33ZM41 140H43V141H41ZM29 141V142H28ZM97 141V142H96ZM28 142V143H27ZM39 142V143H38ZM41 142V143H40ZM44 142V143H43ZM92 142H93V144H92ZM101 142V143H100ZM26 143H27V145H26ZM32 143V144H31ZM95 143V144H94ZM19 144V145H18ZM34 144H35V146H34ZM45 146H47V149H42L43 148V146L44 145ZM53 144V145H52ZM93 146H92V145ZM30 145V146H29ZM43 145V146H42ZM57 145V146H56ZM63 146V147H61V146ZM84 145V146H83ZM91 145V146H90ZM96 145H97V147H96ZM107 145V146H106ZM2 146V147H1ZM21 146V147H20ZM26 146V147H25ZM45 146H44V148H45ZM89 146V147H88ZM94 146H95V148H94ZM102 146H104V147H102ZM113 146V147H112ZM123 146V147H122ZM121 147H120V149H119V151H121V153L120 152H117L118 154H120V155H122L123 154V152H124V150L127 148V145H122ZM4 147V148H3ZM32 147V148H31ZM51 147V148H50ZM23 148H26V149H23ZM30 148V149H29ZM37 150H36V149ZM40 148V149H39ZM50 148V149H49ZM61 148H63V149H61ZM107 148V149H106ZM113 148V149H112ZM123 148H125L124 150H122ZM0 149V150H1ZM19 149V150H18ZM27 149H28V151H27ZM32 149V150H31ZM54 149V150H53ZM92 149V150H91ZM94 149V150H93ZM36 150V151H35ZM39 150V151H38ZM44 150V151H43ZM64 150V151H63ZM86 150V151H85ZM103 150H105V151H108V152H104ZM12 151V152H11ZM26 151V152H25ZM38 151V152H37ZM84 151V152H83ZM92 151V152H91ZM123 151V152H122ZM52 152V153H51ZM58 152V153H57ZM90 152V153H89ZM109 152H110V154H109ZM32 153H33V155H32ZM50 153L52 154L51 156H50ZM56 153V154H55ZM58 154V155H57ZM60 154H62V156L60 155ZM39 155V156H38ZM47 156V157H46ZM60 156V157H59ZM79 156L80 157H82V158H79ZM72 158V157H71ZM90 158V159H89ZM72 159V160H73ZM33 161V163H32V161ZM38 160H40V161H38ZM18 161V162H17ZM263 161V160H262ZM30 162V163H29ZM56 162V163H55ZM62 162V163H61ZM111 162V163H110ZM31 164V165H30ZM47 164V165H46ZM56 164L58 165V166H56ZM89 164V165H88ZM91 165H93V166H91ZM31 166V167H30ZM48 166V167H47ZM67 166H69V165H67ZM61 167V168H60ZM83 167V168H82ZM89 167V168H88ZM57 168V169H56ZM63 168V169H62ZM48 169V170H47ZM94 169V170H93ZM15 170V171H14ZM87 170V171H86ZM92 170V171H91ZM46 172V173H45ZM57 172H60V173H57ZM96 172V173H95ZM52 173V174H51ZM39 175V176H38ZM56 175H57V177H56ZM51 176V177H50ZM97 176V177H96ZM100 176L102 177V178H104V179H101L100 178ZM33 177H35V178H33ZM98 179H96V178ZM108 177V176H107ZM41 180H40V179ZM46 178H48V179H46ZM53 178V179H52ZM95 178V179H94ZM87 179V180H86ZM108 179V178H107ZM58 180H61V179H58ZM94 180V181H93ZM61 181H63V180H61ZM93 181V182H92ZM35 182V183H34ZM64 182V181H63ZM89 182H91V183H89ZM66 182H64V183H62V184H64L66 187L68 186L67 184H65ZM72 183V184H71ZM85 183V184H84ZM88 183V184H87ZM94 183V184H93ZM96 183V184H95ZM105 183V184H104ZM106 185V186H105ZM89 186V187H88ZM92 186V187H91ZM103 187H104V189H103ZM77 188V189H76ZM93 188V189H92ZM72 189H70L69 190V195L70 196H68L70 199H72L73 198V195H74V191L72 190ZM89 191H88V190ZM99 189V190H98ZM101 189V190H100ZM85 190V191H84ZM211 190V191H210ZM210 193L211 194H213L214 196H216V198H219V195L221 194V192H222V189H220V188H210ZM72 191V195L70 194V192ZM92 191V192H91ZM216 191V192H215ZM85 195V196H84ZM93 195V196H92ZM88 196V197H87ZM82 197V198H81ZM90 197V198H89ZM93 197V198H92ZM88 199V200H86V199ZM84 199L86 200V201H84ZM87 201H89V203L87 202ZM92 202V201H91ZM83 203V204H82ZM85 203H86V205H85ZM77 209V208H76ZM76 209H75V212H76ZM78 211V210H77ZM74 212V213H75ZM76 214V213H75ZM75 214H73V216H70L69 214H68V216H67V214H65V217H63L64 219H61V220H58L55 216L54 217H51V216H48L47 214H46V216L45 217H47L45 220L46 221H48L47 223H49V224H47L46 225V221L45 220H43L41 223H42V225L44 224V228H43V230L44 231H42V232H45V230H46V234H44V233H41V238L40 237H38V234H35V235H32V234H34V232L35 231H33V233L31 234V237L28 239V242L30 243V241H31V243L33 244H31L30 243V245L28 244V247H27V250H26V253L24 254V256H22V257H27V258H22V260L20 259V261L19 262H21L20 264H24V263H27V262H29L30 264H39V263H41V262H43L46 258H48L49 256H51L52 254H55L57 251H58V253H56L54 256H53V258L55 257V260H59V258H60V260H59V262L61 261V262H63L62 260H64V264L66 263V264H71V262H72V264H82L84 261H85V263L84 264H91L92 262H90V261H87V259L86 260H82L81 258V256L82 255H78V256H75V258L74 259H71V260H73V261H70L69 259L71 258V256L70 255H72L73 254V252H74V250H75V248L77 247V241H79L78 239H80V240H82L83 239V237H85V236H83V237H80V236H77V233L75 232L76 230V227H77V224H79L80 222H82V221H84L85 219L84 218H79V220L76 218V216H74ZM68 217V219H69V217H70V220H65V218H67ZM76 219H75V218ZM51 218V219H50ZM57 221H56V220ZM50 220V221H49ZM51 220L53 221V223L56 225V226H54V224L53 225H51ZM66 221L65 223H64V221ZM75 220L78 222H75ZM45 221V222H44ZM60 221H61V224L62 223H64V224H62V226L60 225ZM63 221V222H62ZM44 222V223H43ZM71 222H73L72 224H70ZM57 223V224H56ZM68 224V225H67ZM70 224V225H69ZM74 224H75V226H74ZM41 225V224H40ZM48 225H49V227H48ZM57 225L59 226V230H61V231H57V229H58V227H57ZM51 226H53V228L51 227ZM64 226V227H63ZM70 226H72L73 228H75V229H72V227H71V229L70 230H68L67 228H70ZM46 227H48V229H46ZM54 227H57V229L56 228H54ZM51 228V229H50ZM53 229V230H52ZM65 229L68 231H65ZM47 230H49V233L47 232ZM52 230V231H51ZM55 230V231H54ZM50 231H51V233H50ZM53 231H54V233L57 231V233H56V236H54L55 234L53 233ZM71 231V232H70ZM59 232H60V234H59ZM66 232V233H65ZM74 232V233H73ZM92 232V231H91ZM90 232V230H89V232L86 230L85 232H84V234L86 235L87 233V235L89 236V234L91 233ZM36 233V232H35ZM62 233V234H61ZM64 233V234H63ZM71 235H70V234ZM76 233V234H75ZM49 234H53L51 237H50V235ZM73 234V235H72ZM28 236H29V234H27ZM43 235H45L44 237H43ZM49 235V236H48ZM64 237H63V236ZM107 235V234H106ZM33 236H34V238H33ZM37 236V237H36ZM62 236V238H60ZM66 236V237H65ZM71 236V237H70ZM76 236V237H75ZM55 237V238H54ZM69 237V238H68ZM73 237V238H72ZM79 237V238H78ZM37 238V239H36ZM40 238V239H39ZM51 238V239H50ZM67 239V241L65 240V239ZM73 240H72V239ZM74 238H77V241H76V239H74ZM30 239H32V240H30ZM39 239V240H38ZM56 239H58V240H60L61 239V241H57V242H59V246H58V243L56 242ZM69 239H71L72 240V242H70L71 240H69ZM101 239H105V237L103 236V237H100L99 239H97V240H101ZM55 240V241H54ZM69 240V241H68ZM33 241H34V243H33ZM41 243H40V242ZM73 241H76L75 243H77L76 245H75V243L73 242ZM36 242V243H35ZM43 242V243H42ZM46 242V243H45ZM56 242V243H55ZM61 242V243H60ZM63 242H65V243H63ZM70 242V243H69ZM37 243H38V249L36 248V246H37ZM40 243V244H39ZM46 245H45V244ZM48 243V244H47ZM70 245H69V244ZM50 244V245H49ZM57 244V245H56ZM64 244H65V246H64ZM72 244V245H71ZM36 245V246H35ZM41 245V246H40ZM44 245H45V247H44ZM49 245V249L47 248V246ZM67 245H69V246H67ZM74 245V246H73ZM42 246H43V248H42ZM51 246H54V247H51ZM66 246H67V248H66ZM71 246L73 247V249L71 248ZM76 246V247H75ZM30 247H31V249H30ZM33 247H35V249L36 250H34V248ZM40 247V248H39ZM56 247V248H55ZM45 248V249H44ZM58 248V249H57ZM61 248H64V249H66V250H64V249H61ZM71 248V249H70ZM106 248H107V246H106ZM29 249V250H28ZM48 249V251H47V253L45 252L46 250ZM70 251H68V250ZM34 250V251H33ZM43 250V251H42ZM51 250H53L52 252H51ZM72 250H73V252H72ZM37 251H39V252H37ZM61 251V252H60ZM63 251V252H62ZM106 251V252H105ZM105 251H103V258H105V263L107 262V250L105 249ZM32 252H34V253H32ZM37 252V253H36ZM71 253V254H70ZM105 253H106V255H105ZM58 254H60V255H58ZM67 256V257H66ZM80 256V257H79ZM34 257H36L35 259H34ZM37 257H39V258H37ZM32 260H31V259ZM43 258V259H42ZM64 258V259H63ZM79 258V259H78ZM28 259V260H27ZM31 261H30V260ZM37 259V260H36ZM68 259V260H67ZM76 259V260H75ZM78 259V260H77ZM101 258H99V260H98V258L95 260V261H98L97 263H99V264H102V262L101 261H103L102 259L100 260ZM24 260V261H23ZM34 260V261H33ZM39 260V261H38ZM82 260V261H81ZM33 261V262H32ZM66 261V262H65ZM68 261V262H67ZM70 261V262H69ZM18 262V263H19ZM24 262V263H23ZM32 262V263H31ZM58 262V263H59ZM79 262V263H78ZM29 263H27V264H29ZM244 262H242V263H240V264H243ZM107 264V263H106ZM245 264V263H244Z\"/></svg>",
	"mask_w": 264,
	"mask_h": 264
}]
</instances>
